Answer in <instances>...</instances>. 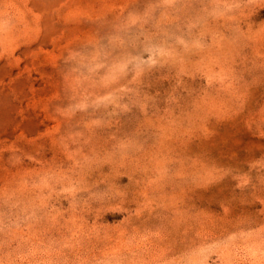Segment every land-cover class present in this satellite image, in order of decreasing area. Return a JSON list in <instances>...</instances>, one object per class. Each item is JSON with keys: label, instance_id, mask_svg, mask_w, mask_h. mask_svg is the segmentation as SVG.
I'll return each mask as SVG.
<instances>
[{"label": "rangeland", "instance_id": "obj_1", "mask_svg": "<svg viewBox=\"0 0 264 264\" xmlns=\"http://www.w3.org/2000/svg\"><path fill=\"white\" fill-rule=\"evenodd\" d=\"M0 264H264V0H0Z\"/></svg>", "mask_w": 264, "mask_h": 264}]
</instances>
